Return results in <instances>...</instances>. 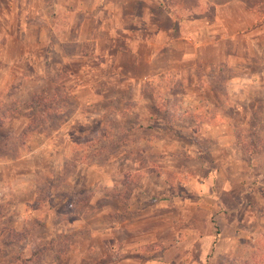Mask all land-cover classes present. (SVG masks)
<instances>
[{"label": "rangeland", "instance_id": "rangeland-1", "mask_svg": "<svg viewBox=\"0 0 264 264\" xmlns=\"http://www.w3.org/2000/svg\"><path fill=\"white\" fill-rule=\"evenodd\" d=\"M79 1L0 0V264H115L131 254L147 259L152 254L164 253L163 248L155 250L153 243H145V239L139 249L128 244L127 248L124 247V242L139 236L121 227L116 228L113 234L105 235L108 223L131 225L138 219L133 216L135 213L130 216L119 212L113 216L97 215L105 203L98 195H103V190L98 184L93 190L90 184L103 179L102 167L110 154L118 155L120 144L129 142L128 145H133L138 137H151L130 114L134 104L130 100L134 93L131 86L117 91L127 101H124L120 116L114 112L120 107L119 98L114 99L112 105L108 100L93 104L94 101L88 99L93 93L101 94L107 80H124L120 74L112 75L110 79L112 68L103 57L89 55L61 61L57 54L47 51V47L56 41L55 32L60 35L75 28L80 16L71 13V9ZM101 1L99 5H102ZM132 10L137 11L133 5ZM41 28L47 42L43 40L39 44L37 38ZM11 34L23 41L26 36L27 58H23L18 40H11L9 48L5 46L9 43L6 38ZM115 43L119 48L126 46L125 42ZM62 47L68 52L80 50L91 53L93 49L91 42L67 43ZM105 47L107 42L102 41L100 48ZM40 68L46 73L42 78ZM198 75L197 72L195 76ZM195 76L193 80L196 82ZM183 77L169 73L153 79L156 81L153 92L159 97V119L166 129L177 131L175 135L183 144L197 142L199 145L203 110L195 106L193 112L187 105L176 103V107L170 109L168 105L169 96L178 100L180 94L193 91L179 85ZM147 80L141 83L140 91L148 99L151 88L146 86ZM222 81L223 76L218 77L217 84ZM73 82L80 83L82 88L75 90ZM114 89L107 86L106 95ZM218 90L227 100L230 98V89L218 87ZM252 91L255 103L243 104L239 122L229 127L232 132L226 140L233 145L220 147L216 153L220 154L222 162L238 161L239 168L233 170L239 178V184L234 185V196L230 193L222 196L224 205L231 208L236 206V192L240 194L237 210L241 220L238 227L240 241L230 255H217V248L213 245L206 250L207 261L200 262L202 250L197 240L192 243L195 247L179 251L177 264H264V104L262 91ZM244 94L247 95L246 92ZM222 109L229 116H237L227 106ZM147 111L144 110L145 113ZM135 125L138 129H132ZM130 129L136 131L135 134H131ZM154 139L168 140L159 135L151 138ZM204 144L209 147L208 142ZM201 154L207 160L212 159L210 154ZM138 157L146 158L142 154ZM94 166L99 167L93 169ZM146 171L149 170L141 169L123 176L120 180L122 191L110 199L112 205L120 206L123 199L130 198ZM163 171L166 178H169V173L175 174L168 168ZM190 171L194 174L193 170ZM222 171L228 175L231 172L224 168ZM180 174L176 173L182 176ZM93 195L95 199L90 203ZM179 197H183L182 192H179ZM180 208L175 206L173 210L177 221L183 220L182 215L187 216ZM211 211L212 233L219 232L214 219L216 212ZM191 218L202 230L205 220L199 212L193 213ZM58 237L61 242L56 240ZM57 242L61 247L56 253L31 258L33 251L41 247L51 248ZM214 253L216 257H213Z\"/></svg>", "mask_w": 264, "mask_h": 264}, {"label": "crops", "instance_id": "crops-1", "mask_svg": "<svg viewBox=\"0 0 264 264\" xmlns=\"http://www.w3.org/2000/svg\"><path fill=\"white\" fill-rule=\"evenodd\" d=\"M99 1H79L71 9V13L80 16L75 28L65 30L60 35L55 32L56 41L47 47V51L57 54L61 61L89 55L103 57L104 62L112 68L110 79L112 75L120 74L124 80H107L104 91L101 94L93 93L88 99L94 101L93 104L108 100L112 105V101L119 98L120 107L114 112L120 116L126 100L117 91L131 86L134 93L130 100L134 104L130 114L134 115L138 126L143 125L151 138L154 135L168 138L151 140L137 136L139 140L133 145H128L129 142L120 144L118 155L111 153L102 167L103 179L90 184L93 190H96V184L101 185L99 188L103 190V195H98L105 203L98 209L97 215L113 216L119 212L127 216L135 213L133 216L138 217L131 225L108 223L105 235H111L121 227L139 236L131 238L128 243L124 242V247L127 248L128 244L139 249L145 239V243H153L155 250H164L162 255L152 254L147 259L131 254L115 264H177L179 251L195 247L192 243L197 240L202 250L200 262L207 261L206 250L213 245L217 248V255H230L240 241L238 227L241 220L237 211L240 194L236 192V206L231 208L224 205L222 195L230 193L234 196V185L239 184V178L233 170L239 165L235 160L220 161V154L216 153H219L220 147L233 145L226 140L232 132L229 127L239 122L243 104L250 101L255 103L252 89L262 91L264 104V0H102V5H99ZM132 5L136 12L132 10ZM44 35L41 28L37 38L39 44L43 42ZM6 39L9 43L5 46L8 48L11 40H18L12 34ZM18 41L25 59L29 55L26 36L24 41ZM44 41L47 42L46 37ZM102 41L107 42L105 49L100 48ZM116 41L125 42L126 46L119 48ZM82 42L92 43L91 53L80 50L68 52L62 47L67 43L78 45ZM72 71L74 73L75 70ZM1 72H4L3 69ZM39 72L41 78L46 74L42 68ZM197 72L198 77L195 76ZM169 73L184 75L179 85L193 90L180 94L178 100L169 96V108L184 104L193 112L195 106L203 110L199 145L197 142L183 144L175 135L177 131L174 133L166 129L159 119V97L153 92V86H156L153 79ZM193 75L197 78V84ZM220 76L224 81L218 85ZM145 79H148L146 86L151 88L148 99L140 91L141 83H146L143 81ZM72 86L75 90L82 88L80 83L73 82ZM107 86L115 89L106 95ZM218 87L230 89L228 100ZM224 106L231 108V112L237 116H229L223 111ZM147 109L149 111L145 113ZM138 126L132 129H138ZM132 129L129 132L135 134L136 131ZM204 142H208L209 147ZM204 152L212 159L203 157L201 153ZM141 154L146 157L144 160L139 159ZM167 168L175 172L169 173V178L163 171ZM223 168L231 170L229 175L222 171ZM141 169L149 171L141 177L130 198L123 199L120 206L112 205L110 199L113 200L117 197L115 193L122 191L123 183L120 180L123 176ZM178 172L182 176H177ZM179 192H182V198ZM94 195L90 203L94 201ZM179 200L181 203H178ZM175 206H181L180 209L187 214L182 215L181 221H177L173 214ZM211 210L216 212L214 219L219 225V232L212 233L213 222L209 220L213 213ZM196 211L205 220L202 230L198 228L197 221L191 218ZM217 255L214 253L213 257Z\"/></svg>", "mask_w": 264, "mask_h": 264}, {"label": "trees", "instance_id": "trees-1", "mask_svg": "<svg viewBox=\"0 0 264 264\" xmlns=\"http://www.w3.org/2000/svg\"><path fill=\"white\" fill-rule=\"evenodd\" d=\"M37 105H39V104L37 103ZM60 237H62V236H60ZM60 237H58L56 239L59 242H61ZM59 242H57V245H52L51 248H47V247L42 248L41 247V249H37V250L33 251L31 253V258L32 259L39 258L40 256L44 255L45 253L48 255L49 252L50 253H56L57 252L56 250L61 247ZM4 243H6V241H4Z\"/></svg>", "mask_w": 264, "mask_h": 264}]
</instances>
